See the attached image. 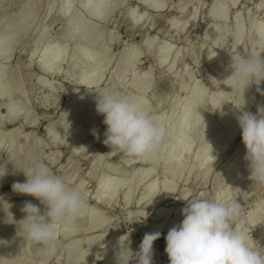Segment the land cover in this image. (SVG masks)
I'll list each match as a JSON object with an SVG mask.
<instances>
[{"label": "rangeland", "instance_id": "1", "mask_svg": "<svg viewBox=\"0 0 264 264\" xmlns=\"http://www.w3.org/2000/svg\"><path fill=\"white\" fill-rule=\"evenodd\" d=\"M73 1H76V7L79 10L76 15L77 19L89 27L97 24L101 29L96 43L99 42L100 51L104 53V56L101 58L99 55L93 61L96 67L102 65L103 71L100 74V79L89 90H85L80 83L81 71L73 66L74 45L83 43L89 37L88 30L84 28L78 30L75 42L69 44L64 51L57 69L51 68L49 72L45 73L37 64L38 54H35L33 58L30 57V41L36 33L34 27L36 24L30 28L23 42L17 43L13 49L11 47L10 59L8 62H3L5 65L7 64V67L10 65L8 68L11 69V72L23 82V96L13 94L0 98V134L6 133L14 125H21V130L27 133V137L26 139L19 138L14 147L18 149L24 146L23 150H25L38 140L35 160L44 161L51 171L62 176L68 185L73 187L80 185L77 188L85 195L83 199L87 205L86 215L78 222L76 232L61 233L62 244L47 264H55L58 261L59 264H69L72 257L67 256L65 246L71 243L72 249L82 248L86 250L88 247L87 238L91 234L100 236L95 240L91 250L86 252L81 264H106L104 257H100L98 253V249L106 238L113 235L115 236L114 242H117L123 236V242L128 244L133 252H136L139 250L144 235L157 231L161 233V236L153 244V264H170L165 252V236L170 228L183 220L181 210L187 204L184 199L197 195L215 199L217 188L224 186L226 180L224 163L241 155L240 149L243 143L240 127L232 136L231 143L221 148L215 160L211 161L207 174H201L200 168L188 172L187 167L191 163V159L188 158L184 161L181 172L172 182H169L174 186L173 191L164 193L158 184L156 196L149 203L145 200L144 186L153 179L160 183L166 177L161 163L164 155L162 146L160 149L161 159L156 167L148 173L145 180L132 190L129 199L125 200L123 188L127 180L130 178L133 180L136 174L141 172V169L138 167V161H135L129 171H124L125 157L113 159L111 154H107L111 149L102 143L103 133L106 130V126L103 124L104 117L94 114L93 119L95 120L86 122L82 119L84 116L82 115L79 121L74 122L77 134L73 137L57 140L50 133L57 126L58 117L64 111V104L68 100L80 95H86L85 97L95 100L94 91L107 87L114 76L111 67L119 59L125 46H132L136 50L137 57L133 62L131 61L126 65L124 72L127 74L132 71L138 76L124 77L123 86L136 87L140 78L146 72L150 73V85L143 96V100L148 104L152 116L160 115L163 112L167 113L169 100L175 95L178 98L185 96L188 87L179 88L177 79L184 68L188 72H193L192 81H197L196 83L201 85L207 94L218 91L223 82L220 68L224 66L236 49L234 48V38H230L228 41H215L210 40L208 34L210 36L213 34V28L220 31L224 27L236 32L234 12L240 11L244 24L243 29L245 30H243L244 36L239 48L241 47L240 50H242L243 55L260 56L259 52H254L258 48L252 42L249 30L251 22H264V11L257 8L259 0H238L234 6L230 0H223L227 12L225 13V20H220L209 13L212 0H190L189 3L191 4L188 3L181 14L176 9L179 0H163V6H156L146 0H104L103 10L98 15L94 0H69V2L74 3ZM110 3L118 4V6L112 11H108ZM87 4H89L88 7H86ZM64 8V6L57 4L42 24L44 34L53 36L56 44L61 39L60 33L62 35L64 32L65 20L58 16L55 17L53 13L55 11L62 13ZM21 9L22 4L19 0H12L8 3V11H21ZM44 11V8L41 7L38 14L41 18ZM132 13L141 17L140 21L133 26L130 24ZM193 13L195 14L193 25L187 33H183L181 30L173 31L170 28L168 24L170 19L177 17L179 24H183ZM147 35L155 37L160 42V48L156 53L148 51L144 46L143 39ZM112 36L114 37L113 40ZM169 49H172L169 60L173 58L174 53H177L171 70L166 65H157L155 62V55H161ZM196 52L198 56L203 57H199L198 62L194 58ZM208 54H213L211 61ZM85 60L86 57L83 56L81 61L84 62ZM216 64H218L217 69L214 68ZM2 67L0 62V68ZM178 74L180 75L178 76ZM239 86L240 84H235L224 104L213 113V118L219 111L233 102ZM121 92L125 93L126 90ZM247 94V96L252 95L253 97H251L252 103L249 111L256 114L257 108L264 106V81H262L261 86L251 83ZM86 109H88V100L83 104V113ZM69 117L74 118L70 115ZM99 118L102 119L96 120ZM92 128L98 130L101 136L99 139H96L92 134ZM57 130L61 133L59 128ZM222 130V126H217V132ZM170 136L168 131L164 143L169 141ZM203 142L204 138L195 136L190 146L191 151ZM222 146V144L219 145V147ZM88 148L91 151H87ZM14 151L16 150L14 149ZM12 153L13 150L9 149L8 146L6 147V141H3L0 144V158L6 161L12 156ZM98 154H104L101 155L103 157L99 165L96 164L95 160ZM31 162L27 158H22L18 160L17 165L21 170ZM239 170L240 180L232 187V192L230 190L229 198L227 197L224 201L235 199L241 204L243 213L240 224L249 237V243L258 249L259 247L264 249V213H260L258 206L259 203L261 208L264 206V186L255 184L254 181L250 186L248 185L249 169L246 163H241ZM9 176L10 174L2 178L5 181H1L0 178V194L11 187L14 182H24L26 179L22 171L13 179L9 180ZM66 176H72V179ZM101 178L105 181H116L118 190L114 194L107 192L98 196V183ZM32 198L34 197L25 194L21 196L16 192L5 194L4 197L8 201L18 204L25 203ZM43 210H45V206H43ZM160 211L163 213L160 214ZM22 215L24 213L21 209H16L13 212V216L16 218L22 217ZM96 221L103 223L94 228L93 223ZM4 237L0 234V240L3 241ZM111 252L112 250L107 255ZM131 264H136V262L133 260Z\"/></svg>", "mask_w": 264, "mask_h": 264}, {"label": "bare ground", "instance_id": "2", "mask_svg": "<svg viewBox=\"0 0 264 264\" xmlns=\"http://www.w3.org/2000/svg\"><path fill=\"white\" fill-rule=\"evenodd\" d=\"M10 1L12 0H0V62L3 66L2 68H0V98L7 95L12 96L13 94H20L21 96H23V82L19 77H17L11 72V69L8 68L10 65L8 64L9 66L7 67V64L5 65L4 63L8 62L11 57V47L13 49V47L17 43L19 44L23 42L28 31L35 24L36 25L34 27L36 29V33L30 41L31 49L29 51V54L31 58H33L35 54H38L37 64L45 73L49 72L51 68H58L64 51L66 50L69 44H73V42H75L78 30L80 28L88 30V39H86L83 43L74 45L75 50L73 66L81 71L82 76L80 78V83L84 86L85 90H89L95 83H97V80L100 79V74L103 71V67L102 65L96 67L94 65L93 60L99 55L101 56V58H103L104 56V53L100 51L101 48L99 42L98 44L96 43V39L99 37L101 29L97 24L89 27V25H86L85 23H82L79 21V19H77L76 15L78 14L79 10L76 7V1H73L74 3H72L69 2V0H19L22 4L21 11H8V3ZM146 1L156 6L164 5L163 0ZM230 1L233 6L236 5L238 2V0ZM103 2L104 0H94L98 15L103 10ZM189 2L190 0L178 1L176 9L179 14L183 13V11L188 6ZM57 4H60L65 7L62 13H57V11L53 13L55 17L58 16L61 19L63 18L65 20V29L64 32H62V35L60 33L61 39L58 44L55 43L56 41L53 39V36H47L44 34V27L42 25L46 20L48 14L54 9ZM88 5L89 4H87L86 7H88ZM117 6L118 4L110 3L108 11H112ZM41 7H43L45 10L43 13L44 15L42 14V18L38 15ZM209 7V13L211 16L220 20H225V13L227 12V10L225 11V2L223 0H212ZM257 8L262 9L264 11V0L258 1ZM132 14L133 16L130 17V24L133 26L140 21L141 17L139 15H136V13ZM194 15L195 14L193 13V15L187 18L183 24H179L177 17L170 19L168 21V24L170 25V28L173 31L181 30L183 33H187L193 25ZM234 17V22H236L235 29L238 35L234 37V48L236 50L234 49L235 52L232 54V56H235L237 54H243L241 52L242 50H240L241 47L239 48V45L242 41V37L244 36L243 30H245L243 29L244 24L242 23V16H240V11H235ZM39 25L41 26L37 29ZM249 31V34L252 38V42L258 48V50H254V52H259L260 55L264 56V22H251ZM111 38L112 40L114 39L113 36ZM143 44L148 51L153 53H156L160 48V42H158L155 37L151 35H147L143 39ZM171 50L172 49H169L161 55H155L156 64L166 65L167 68L171 70L174 66L175 59L177 58V53H174L173 58L169 60ZM196 55L198 56V53ZM196 55L194 56V58H196L198 62L202 56L200 57L199 55L197 57ZM83 56L86 57V60L84 62L81 61ZM211 56H213V54H208V58L210 59V61L213 59ZM136 57V50L132 46H125L123 48L119 59L111 67V72H114V76L111 78L110 83L107 85V89L118 90L120 92L122 90H126L125 93L123 92L124 94L136 95L143 99V96L150 85L149 72H146V74H144V76L140 78L136 87H129V85L123 86L124 77L138 76L132 71L128 72L127 74L124 72V68L126 67V65L129 64V62L131 61L133 62ZM230 63L231 57L226 61L224 66L220 68V75L223 77V82L219 90L211 94H207L204 88L201 87V85H199L198 83H196V80V82L192 81L193 72H188L184 68L182 74H178V76L180 75L179 77L176 75L178 77V87L181 89L188 87V91L183 98H178L175 95L174 98L169 100L167 113L163 112L160 115L153 116L158 122L166 126L171 136L167 143L162 144L164 155L162 157L161 163L166 177L160 183L157 182L158 180L153 179L144 186V190L146 193V202L149 203L154 199L157 193L158 184L159 186H161V191H164V193H170L173 191L174 186L172 183L169 184V182H172L176 178V176L181 172L182 168L184 167V161L186 159H191V163L187 167L188 172L195 170L196 168H200L201 174H207L210 168L211 161L214 160V158L210 156L211 148L209 144L212 147L211 155L213 157H216L221 148H224L231 143L232 136L239 128L238 122L235 118L237 115H239V110L236 106L243 104L245 101L243 109L245 111H249L253 97L252 95L247 96V91L249 89V85L251 84L247 85L246 87L245 85L240 84L239 88L235 92L233 102L227 105L223 110H221L225 114L222 116L221 111H219L216 117L213 118V113L218 110L221 105L224 104L225 99L234 89V86L236 84L232 80L227 79L231 75V69L229 68ZM214 68L217 69L218 64H216ZM261 83L258 86H261ZM133 85L135 86V83ZM85 96L86 95H80L76 98L68 100L64 104V111L58 117V120L56 122L57 126L63 125L64 127H68V122L70 124L67 137H73L77 134L74 122L76 120L79 121L82 115H84L82 119H84V121L86 122H91L95 120L93 119L94 114H97L95 110V100L89 97L87 98ZM87 100L88 109H86L83 113V104ZM146 105L149 109L147 103ZM69 115L74 118H70ZM97 115L99 117H103L102 115ZM101 119L102 118L96 120ZM219 125L223 127V130L217 132L216 128ZM21 127V125H14L9 128L6 133L0 134V144L3 141H6V147L8 146L9 149L13 150L12 156L9 158L13 162V164L9 163L7 165L8 173L10 174L9 180L21 174V171L17 165L19 159L27 158L32 162L36 159L35 155L37 153L36 149L38 148V140H36V142L31 147L26 148L25 150H23L24 146L23 148L20 147L18 149L14 147L19 138L26 139L27 137V133L22 132ZM58 128L60 129L61 134L64 135V129L62 127ZM195 136L204 138V142L195 150L191 151L190 146ZM220 144H222L223 146L219 147ZM14 149L16 151H14ZM240 150L241 155L235 156L232 158V160H228L224 163V167L226 170V180L222 188H217L215 192L216 200H226V198L229 196L232 187L239 182L240 164L244 162L248 167V162L244 159L246 153V148L244 144H241ZM87 151H91L90 148H88ZM102 157L103 156H101L100 154L95 157L97 165H99ZM120 157H122V154L112 156L113 159H118ZM3 161L5 160L3 158H0V162ZM135 161H138V167L139 169H141V172L137 173L136 177L133 180H131L132 178L127 180L126 185L123 188V198L125 200L129 199L132 190L135 189L143 180H145L148 173L157 165V163H150L144 158L125 157L124 171H129L134 165ZM249 176L250 171L248 173L247 178V183H249L248 185L250 186L253 180L250 179ZM66 177L72 179V176ZM1 181L5 180L2 179ZM79 186L80 185H76V187ZM117 190L118 184L116 181H105L103 178L99 180L98 196H101L102 194L107 192L114 194ZM13 192L14 191L12 190L11 186L7 190L2 192V194H0V234L5 236L3 241L6 242L4 244H0V264H35V261L33 262L34 249L31 245L25 244L26 242L22 237L24 233L18 231V222L23 219L25 213L24 215H22V217L19 216L16 218L13 216L14 210L22 209L24 203L18 204L4 199L5 194ZM20 195L22 196L24 194ZM82 196L84 197L85 195L82 194ZM28 201H31L33 204L38 205L41 208V211H44V205H40V202L37 199L32 198ZM261 204L263 203L261 202ZM258 206L260 207V213L263 214L264 206L261 208L260 203ZM162 213L163 212L160 211V214ZM176 218H178V215H176ZM102 223L103 222L99 223L96 221L93 223V227L96 228ZM99 236L100 235L98 234H91L87 238L88 247L86 250H83L82 248L72 249L71 243H68L65 246V252L67 256L72 257V260L69 264H81L86 252L88 250H91L92 245ZM114 237L115 236L112 235L106 238L103 242L102 245H107L106 250L102 248V245L98 249L100 257H104L106 264H115L113 247L117 245V242H114ZM111 250L112 252L107 255ZM55 264H59V261Z\"/></svg>", "mask_w": 264, "mask_h": 264}, {"label": "clouds", "instance_id": "3", "mask_svg": "<svg viewBox=\"0 0 264 264\" xmlns=\"http://www.w3.org/2000/svg\"><path fill=\"white\" fill-rule=\"evenodd\" d=\"M213 30L211 36L208 34L210 40L228 41L238 35L228 27ZM229 68L231 75L227 79L236 84L246 87L264 81L262 55L231 56ZM94 92L95 110L104 117L106 126L102 143L111 149L107 154L158 163L168 130L151 115L145 101L139 96L107 88ZM244 104L245 101L236 106L239 115L235 117L246 148L244 159L248 162L249 178L264 186V107H258L257 113L253 114L243 109ZM224 114L221 111V115ZM68 125L56 126L50 135L57 140L67 138L69 122ZM58 127L64 129V135ZM92 134L100 138L98 130L93 129ZM211 152L210 156L215 160ZM9 163L13 164L9 158L0 162V178L9 174ZM20 171L26 179L14 182L12 190L34 197L45 210L42 212L38 205L26 201L21 209L25 215L18 222V231L24 233L25 244L34 249L36 264H47L62 244L61 232L76 230L78 222L87 213V205L79 188L68 185L44 161L35 160ZM184 200L187 204L181 210L183 220L170 228L165 236V252L170 264H264V249L249 243L240 224L243 208L237 200L219 201L199 195ZM160 236L158 231L146 233L136 252L123 242V236L120 237L114 248L115 264H131L133 260L136 264H153V244ZM4 243L0 240V244ZM102 248L106 250L107 245Z\"/></svg>", "mask_w": 264, "mask_h": 264}]
</instances>
